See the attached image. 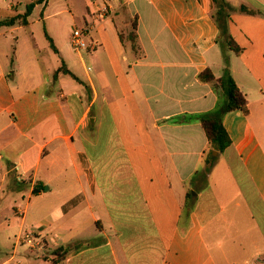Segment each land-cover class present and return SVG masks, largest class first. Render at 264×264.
<instances>
[{
    "label": "crops",
    "instance_id": "0c3cea01",
    "mask_svg": "<svg viewBox=\"0 0 264 264\" xmlns=\"http://www.w3.org/2000/svg\"><path fill=\"white\" fill-rule=\"evenodd\" d=\"M11 1L0 6L7 17L20 12ZM226 1L238 10L229 32L240 55L218 42L212 0H90L91 66L65 47L43 57L32 39L8 71L2 43L0 227L20 230L1 264L29 245L26 232L45 264H264V0ZM61 60L85 85L55 78ZM227 68L249 115H225L232 144L204 181L209 141L192 118L224 97L199 76ZM63 75L76 86L57 97L51 79Z\"/></svg>",
    "mask_w": 264,
    "mask_h": 264
},
{
    "label": "rangeland",
    "instance_id": "374dc122",
    "mask_svg": "<svg viewBox=\"0 0 264 264\" xmlns=\"http://www.w3.org/2000/svg\"><path fill=\"white\" fill-rule=\"evenodd\" d=\"M98 1L103 3V0ZM8 2L0 0V6L6 7ZM20 2L21 5L19 13H23L25 11V5L29 3L30 0H21ZM90 7V0H51L47 7L38 5L29 17V27H22L18 31H12L11 28L8 27L0 28V33L4 34L0 37V60L2 61L4 59L3 52L5 51L6 46H2V43L5 41L7 42L9 54L7 70L10 68L12 69L14 64L18 66V57L22 52V46L25 45L26 42L30 43L32 39H34V41L38 44L43 57H47V53L52 55L53 49L46 35V33H48V35L54 39V44L57 48L65 47L76 57H78V52H80L83 55L86 65L91 66V60L93 59L91 53H88L86 49L77 50L72 44V35L74 31L76 29L83 30L87 27V24L92 23V18L89 14ZM55 13H58L57 16L47 18V16ZM6 17L7 16L5 14L0 13V21ZM86 43L90 44L89 39H86ZM57 60L58 59H49V64L51 66L57 65ZM77 60H79V58ZM60 65H62V60ZM77 71L79 75H84L82 68ZM90 73L93 74V71H90ZM62 77L63 81L51 79V87H54V94L57 97L62 90L68 92L71 88L76 86V82L71 77L64 75ZM217 162L219 165L218 169H220L222 167L221 157L217 159ZM226 182H228L227 179ZM81 201L82 198L79 197V202ZM7 213L10 218H16L13 211H8ZM19 230L20 224H7L0 227V264L2 261L11 257V253L16 243V235H18ZM93 230H95V228L89 229L86 233L87 236H89ZM228 243L231 244L230 242ZM228 243H225L226 247L229 246ZM69 247L70 246L65 249L66 253H68ZM60 251L61 249L56 250V252L61 253ZM5 253H8V256H5ZM216 253L218 252L216 251ZM45 255H47V253H43V251L40 250H34L27 244L20 245L18 256L11 264H45L43 261ZM50 257L54 258L55 255H51ZM219 263L227 264L225 259H219Z\"/></svg>",
    "mask_w": 264,
    "mask_h": 264
},
{
    "label": "trees",
    "instance_id": "16d2710c",
    "mask_svg": "<svg viewBox=\"0 0 264 264\" xmlns=\"http://www.w3.org/2000/svg\"><path fill=\"white\" fill-rule=\"evenodd\" d=\"M49 1L50 0H32L26 5L25 11L23 13L12 14L11 16L1 20L0 28L12 27L15 25H21L25 27L28 26L29 17L32 15L36 6H46ZM212 1L215 8V12L212 14V18L216 22L219 29L218 42L221 45L226 46L229 50L234 51L236 54L240 55L244 49L235 42L229 32V22L231 16L238 10L226 0ZM239 11L251 15H255L257 13L262 14L261 12L250 10L246 6H242ZM136 31L137 22L134 20L132 31L127 35V38L132 43L134 49H136L137 44ZM46 35L52 49L56 53H58L53 39L48 35V33H46ZM120 37L124 43L125 37L122 33L120 34ZM60 73L69 75L79 83L84 84L76 75H74L69 69H67L65 64H63L62 67L56 71L55 78ZM199 78L202 82L212 83L216 87V89H220L224 97L223 101L219 104V106H217L215 110L208 113L195 115L192 118V120L196 119L201 123L209 141V149L204 153L203 162L205 167L201 172L197 173V177H200V179L207 181V178L212 172V169L218 159V157L214 156L213 153L216 151L219 155H222L232 144L231 137L223 124L225 115L237 110L242 111L245 115H249V103L245 93L238 86L228 68L225 69L223 76L220 78H217L210 69H207L203 73H201ZM35 193H37V191H35ZM192 197V194H189V199H191ZM60 249L63 250L64 248Z\"/></svg>",
    "mask_w": 264,
    "mask_h": 264
},
{
    "label": "built area",
    "instance_id": "2783aa9c",
    "mask_svg": "<svg viewBox=\"0 0 264 264\" xmlns=\"http://www.w3.org/2000/svg\"><path fill=\"white\" fill-rule=\"evenodd\" d=\"M96 15L100 20H105L108 16V10L106 8H98L96 10ZM89 30L83 29L79 30L76 29L72 35V44L75 49L77 50H87L88 48L95 49L96 46H91L90 44L86 43V39H88ZM22 238L32 247L35 245V236L33 233L26 232L22 235ZM21 238V239H22Z\"/></svg>",
    "mask_w": 264,
    "mask_h": 264
},
{
    "label": "water",
    "instance_id": "95a60500",
    "mask_svg": "<svg viewBox=\"0 0 264 264\" xmlns=\"http://www.w3.org/2000/svg\"><path fill=\"white\" fill-rule=\"evenodd\" d=\"M213 155H214V156H217V155H218V152L215 151V152L213 153ZM194 194H195V193H194Z\"/></svg>",
    "mask_w": 264,
    "mask_h": 264
}]
</instances>
